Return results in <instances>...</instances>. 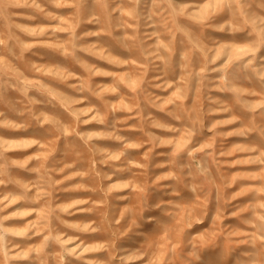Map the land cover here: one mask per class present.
I'll use <instances>...</instances> for the list:
<instances>
[{
    "label": "rangeland",
    "instance_id": "1",
    "mask_svg": "<svg viewBox=\"0 0 264 264\" xmlns=\"http://www.w3.org/2000/svg\"><path fill=\"white\" fill-rule=\"evenodd\" d=\"M0 264H264V0H0Z\"/></svg>",
    "mask_w": 264,
    "mask_h": 264
}]
</instances>
